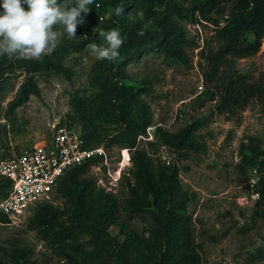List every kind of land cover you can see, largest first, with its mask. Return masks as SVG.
Returning a JSON list of instances; mask_svg holds the SVG:
<instances>
[{
  "label": "trees",
  "instance_id": "1",
  "mask_svg": "<svg viewBox=\"0 0 264 264\" xmlns=\"http://www.w3.org/2000/svg\"><path fill=\"white\" fill-rule=\"evenodd\" d=\"M227 1L94 0L89 12L95 13L99 19L102 13L105 16L106 2L111 5L113 15L103 18L105 26L107 30L118 28L124 43L119 49L118 61L95 62L90 75V83L95 90L86 96H72L73 109L69 113L68 125L79 122L87 146L91 148L103 143L107 146L136 147L139 135L146 133L153 117L141 97L148 87L138 89L124 83L129 78L126 65L144 56L162 57L169 64H190L193 58L189 48H198L200 43L190 35L185 23L213 20L217 24L227 11L230 15L228 23L215 29L212 39L207 41L208 46L200 50L201 58L206 62V88L197 95V106L202 108L207 102L216 101L212 114L232 113L251 99H257L264 113V80L252 78L236 65L239 59L250 57L261 49L264 41V0H236L229 10ZM97 2L101 3L100 9ZM121 5L123 12L117 15L115 8ZM24 7L27 9L26 5ZM139 10L146 18L153 19L157 28L146 27L131 16ZM214 13L222 16L214 18ZM86 40H96L95 34L91 33ZM67 41L58 44L54 51L44 56L42 62L0 58L1 78L8 72L17 74L20 71L24 75L15 97L9 102L7 114H13L28 102L32 94L40 93L37 75L58 73L71 76L72 70L65 59L70 46L78 50L83 42ZM210 42H216V46L213 47ZM102 43V39L97 40V44ZM206 120L192 118L175 132L157 126V134L163 145L189 158L192 152L208 151L207 142L198 133ZM111 126L116 131L112 136ZM250 150L252 153L244 155L239 165L246 170L247 176L249 166L260 165L264 169V147L257 145ZM96 161L70 168L60 179L57 192L61 191L69 199L65 213L54 211L50 206L53 202L36 207L39 214L33 222L34 227L43 229L50 243L68 242L73 249L85 254L88 264H200L195 227L188 213L191 196L182 186L177 163L167 165L159 161L155 164L154 158L147 153L137 159L133 171L135 183L126 211L131 217H143L150 221V237L144 238L124 224L118 225L119 234L111 233V227L117 224L125 211L121 209L118 196L98 186L96 179L89 175ZM9 189V180L0 177V201ZM257 190L260 197L254 215L264 219V178ZM7 221V216L0 211V223ZM186 249H192L193 253L186 254ZM261 261H264V237L243 264H259ZM18 264L35 263L22 260Z\"/></svg>",
  "mask_w": 264,
  "mask_h": 264
},
{
  "label": "rangeland",
  "instance_id": "2",
  "mask_svg": "<svg viewBox=\"0 0 264 264\" xmlns=\"http://www.w3.org/2000/svg\"><path fill=\"white\" fill-rule=\"evenodd\" d=\"M235 1H227V10ZM82 15L85 22L78 25L77 36L68 39L65 34L59 42H83L82 48L78 50L70 46L65 59L66 65L72 70L70 77L58 73L37 75L40 93L32 94L28 102L18 107L13 114H7L9 102L15 97L24 75L18 71L17 74L8 72L3 78L0 76V152L18 153L44 139L56 127L68 125L69 113L73 109L72 96H86L95 90L90 83V75L97 59L88 45L97 44V40L102 39L98 32L101 29L107 31V28L104 20L96 17L95 13ZM104 15L103 18L113 15L108 2ZM131 16L146 27L157 28L155 21L146 18L142 10L133 12ZM221 16L213 14L214 18ZM209 22L214 23L213 20ZM211 24L206 21L185 23L190 35L200 43L198 48H189L193 60L188 65L169 64L162 57L154 56H144L126 65L129 78L124 83L138 89L148 87L141 97L153 122L147 127L146 133L139 135L137 146L132 147L131 163L127 169L130 174L123 177L111 191L118 196L121 209L125 212L110 231L114 235L119 234L118 225L124 224L139 236L150 237V221L143 217H131L126 211L135 183V164L141 154L147 153L154 158L155 164L162 161L167 165L177 163L180 167L182 186L191 196L188 213L195 227L200 264H243L264 237V219L254 215L258 198L252 196L246 170L239 165L244 155L252 153L250 147H264V113L257 99H251L232 113L212 114L216 101L207 102L202 108L197 106L199 85L204 83L206 88V62L201 58L200 50L202 46H208L207 41L215 33ZM91 33L95 34L96 40H86ZM210 44L216 46V42ZM236 65L252 78L264 80V41L259 52L239 59ZM197 117L207 118L198 130L208 144L206 153L192 152L189 158H185L161 143L157 126L175 132ZM73 126L81 129L79 122ZM111 127L110 136L116 133L114 126ZM108 147L109 162L115 168L117 164L119 166L121 148L124 146L111 144ZM252 171V166H249L248 175H253ZM105 174L108 172L103 167H91L89 170V175L95 178L102 176L105 179ZM68 201V197L58 191L50 206L54 211L65 213ZM38 214L35 208L30 213L16 217L12 223H0V264H18L22 260L35 264H88L85 254L73 249L68 242L50 243L43 229L34 227L33 222ZM88 249L91 250L90 247ZM185 253L192 254L193 250L186 249ZM259 264H264V261Z\"/></svg>",
  "mask_w": 264,
  "mask_h": 264
},
{
  "label": "built area",
  "instance_id": "3",
  "mask_svg": "<svg viewBox=\"0 0 264 264\" xmlns=\"http://www.w3.org/2000/svg\"><path fill=\"white\" fill-rule=\"evenodd\" d=\"M100 9L101 3H96ZM230 15L225 13L219 22L211 24L214 30L228 23ZM103 19V14H101ZM204 46L201 47V49ZM204 83L199 85V93L204 91ZM156 128V127H155ZM109 147L100 144L88 147L81 129L74 126L61 125L39 142L29 145L14 154L0 152V177L7 178L10 183L8 194L0 201V211L12 223L16 217L33 211L39 204L53 202L62 176L77 165L97 160L91 167H103L108 172L106 178H95L98 186L107 191H114L119 181L129 175L127 171L131 163V147L121 148L119 166L111 167ZM129 157L125 160V152ZM253 175H248V185L254 198L260 197L257 190L264 178V169L260 165L252 166ZM104 180L106 183H104Z\"/></svg>",
  "mask_w": 264,
  "mask_h": 264
},
{
  "label": "clouds",
  "instance_id": "4",
  "mask_svg": "<svg viewBox=\"0 0 264 264\" xmlns=\"http://www.w3.org/2000/svg\"><path fill=\"white\" fill-rule=\"evenodd\" d=\"M93 4L94 0H0V58L42 62L65 34L68 39L77 36L78 25L85 22L82 14ZM122 12V5L115 8L117 15ZM98 36L104 43L88 45L95 58L118 61L124 43L119 29H101Z\"/></svg>",
  "mask_w": 264,
  "mask_h": 264
},
{
  "label": "bare ground",
  "instance_id": "5",
  "mask_svg": "<svg viewBox=\"0 0 264 264\" xmlns=\"http://www.w3.org/2000/svg\"><path fill=\"white\" fill-rule=\"evenodd\" d=\"M128 157H129V152H125V160H127L128 159Z\"/></svg>",
  "mask_w": 264,
  "mask_h": 264
}]
</instances>
